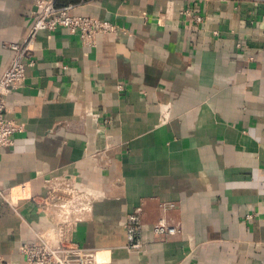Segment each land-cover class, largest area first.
<instances>
[{"label":"crops","instance_id":"obj_1","mask_svg":"<svg viewBox=\"0 0 264 264\" xmlns=\"http://www.w3.org/2000/svg\"><path fill=\"white\" fill-rule=\"evenodd\" d=\"M59 1L115 31L90 46L41 30L7 96L24 130L0 147L4 262L25 264L22 246L38 242L44 178L77 174L102 193L73 233L99 264H264V0ZM33 12L34 0H0V78ZM138 207L144 245L131 250ZM163 216L181 233L153 234Z\"/></svg>","mask_w":264,"mask_h":264},{"label":"built area","instance_id":"obj_2","mask_svg":"<svg viewBox=\"0 0 264 264\" xmlns=\"http://www.w3.org/2000/svg\"><path fill=\"white\" fill-rule=\"evenodd\" d=\"M57 1L34 0L32 23L26 36L22 41L8 45L14 54L0 78V147L14 145L15 135L24 130L23 124L7 118V96L25 81L28 69L35 66L34 44L38 33L41 30L54 31L64 27L71 33L78 34L85 44L95 46L98 34L115 31V26L109 21L75 14V4L58 5ZM186 12L192 15L190 11ZM193 17L197 22H202L201 15L194 14ZM215 34L218 35V32L215 31ZM238 46L241 47L242 44ZM44 187L46 193L37 202L45 216V222L36 231L38 242L22 246L25 264H99L98 251L80 245L73 233L77 222L92 215L94 204L102 193L85 185L77 174H49L44 178ZM19 194L27 195L26 185L20 186ZM0 196L13 204L9 192L0 189ZM161 207L167 211L173 204L163 203ZM247 218L251 219L253 215L248 214ZM125 227L127 248H142V207L128 214ZM180 233V226L166 216L153 226V234L156 236L166 237ZM0 264H6L1 256Z\"/></svg>","mask_w":264,"mask_h":264},{"label":"trees","instance_id":"obj_3","mask_svg":"<svg viewBox=\"0 0 264 264\" xmlns=\"http://www.w3.org/2000/svg\"><path fill=\"white\" fill-rule=\"evenodd\" d=\"M57 2H58V1H57ZM59 2H60V3H59L60 5H63V4L65 5V3H68L69 1H65V2H63V1H59Z\"/></svg>","mask_w":264,"mask_h":264},{"label":"bare ground","instance_id":"obj_4","mask_svg":"<svg viewBox=\"0 0 264 264\" xmlns=\"http://www.w3.org/2000/svg\"><path fill=\"white\" fill-rule=\"evenodd\" d=\"M101 254V253H100Z\"/></svg>","mask_w":264,"mask_h":264}]
</instances>
